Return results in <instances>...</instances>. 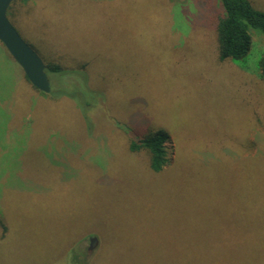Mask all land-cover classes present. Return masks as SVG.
<instances>
[{
	"label": "rangeland",
	"instance_id": "obj_1",
	"mask_svg": "<svg viewBox=\"0 0 264 264\" xmlns=\"http://www.w3.org/2000/svg\"><path fill=\"white\" fill-rule=\"evenodd\" d=\"M14 6L10 22L44 62L58 51L84 71L53 76L54 87L49 74L46 99L19 86L13 103L0 66V139L3 105L25 114L0 141V264H264V186L243 165L264 151V36L250 29L248 54L221 59L217 0ZM6 54L0 43L18 70ZM159 130L157 172L139 146ZM197 245L210 252L193 254Z\"/></svg>",
	"mask_w": 264,
	"mask_h": 264
},
{
	"label": "trees",
	"instance_id": "obj_2",
	"mask_svg": "<svg viewBox=\"0 0 264 264\" xmlns=\"http://www.w3.org/2000/svg\"><path fill=\"white\" fill-rule=\"evenodd\" d=\"M17 0H12L10 5L8 6L6 15L9 18H13V16L16 15L17 9L14 4ZM28 1V0H27ZM219 3V11L217 15L215 16V28L217 33V41H218V53L219 57L221 59H234L239 60L243 59L249 52L251 47V34L250 29L258 30L263 36H264V11H261L257 8H255L249 0H217ZM33 6V5H30ZM31 8V7H30ZM35 8V7H34ZM6 51V50H5ZM7 53V52H6ZM50 59L44 62L45 65V72L48 75H51V78L53 76L60 77L62 74H66L67 71H72L74 77H78V75H82V72L84 71L81 68H72L68 61H65L66 57L63 56V54L59 53L58 51H54L51 53ZM8 57L12 60L10 55L7 53ZM3 59V62H1L0 59V66L4 70L3 72H8L10 75H12V83L14 86V101L13 103L18 101L19 94H17L19 91H17V88L19 86L23 89V96L31 95L35 98H44V96H53L51 95L52 91L50 89L49 92L45 93L40 90H38L36 87L31 85L29 81L27 80L26 76L23 74L22 70L18 68L14 69V67L9 66L8 60L5 57L0 56ZM13 61V60H12ZM259 78L264 83V55L261 57L259 61ZM49 79V77H48ZM59 79V78H58ZM53 78L50 81V84L52 87H54ZM57 83V80H56ZM55 89V88H54ZM62 89V87H61ZM39 93V94H38ZM61 93L68 94L65 90L62 89ZM41 94V95H40ZM29 97V96H28ZM4 97L0 96V101H3ZM6 100V99H5ZM4 100V102H5ZM7 102V101H6ZM11 104V103H10ZM4 109V110H3ZM3 109H1L3 112L6 113V119L3 123V135H1L2 142H11L13 140V137L10 138L11 135L9 130L11 127L23 126L25 125L24 115L25 114H19L17 113L16 108H12L11 105H7L5 103L3 105ZM1 112V111H0ZM4 113V115H5ZM8 113V114H7ZM21 124V125H20ZM20 131L17 130L16 133H19ZM14 133V132H13ZM168 138V134L165 131L159 130L151 134H147L140 140V146L138 144H135L131 142V149L138 148V146L142 149H144L147 152V156L149 158V166L150 169L153 171H160L164 168L165 163L167 162L166 158V148L164 142ZM138 145V146H137ZM261 159L257 161V163L253 160V156H247L244 159L243 165H245L246 169L249 171H253L254 174L258 173L259 178L257 183L259 184L258 189H262L264 186V151H260ZM264 204V201H261V204ZM250 213L253 212V210H249ZM248 211V212H249ZM252 211V212H251ZM247 213V212H246ZM5 225L7 226V223L5 224L0 219V238L4 236L5 231ZM253 228H250V231ZM193 254L200 255V254H207L210 251L206 249V246H194L193 247ZM71 252L74 256V258L85 260V257L81 256V252L71 249ZM86 261V260H85ZM82 261L81 263L85 262ZM180 264H210L206 261H198V260H191V262H188V260H185V262H181Z\"/></svg>",
	"mask_w": 264,
	"mask_h": 264
},
{
	"label": "water",
	"instance_id": "obj_3",
	"mask_svg": "<svg viewBox=\"0 0 264 264\" xmlns=\"http://www.w3.org/2000/svg\"><path fill=\"white\" fill-rule=\"evenodd\" d=\"M11 2L12 0H0V43L22 70L29 83L38 90L47 93L50 90V84L43 60L23 40L6 15ZM88 240L87 250L90 252L98 241L95 237H89Z\"/></svg>",
	"mask_w": 264,
	"mask_h": 264
}]
</instances>
